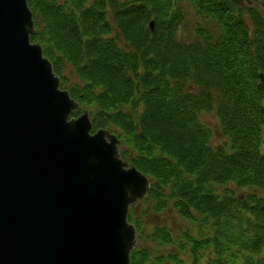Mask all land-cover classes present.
Segmentation results:
<instances>
[{"label": "trees", "instance_id": "trees-1", "mask_svg": "<svg viewBox=\"0 0 264 264\" xmlns=\"http://www.w3.org/2000/svg\"><path fill=\"white\" fill-rule=\"evenodd\" d=\"M27 4L30 40L80 105L72 116L86 109L92 132L114 133L120 157L148 178L140 214L169 208L178 222V230L149 231L129 209L137 239L129 263L264 264V15L256 0Z\"/></svg>", "mask_w": 264, "mask_h": 264}, {"label": "water", "instance_id": "water-1", "mask_svg": "<svg viewBox=\"0 0 264 264\" xmlns=\"http://www.w3.org/2000/svg\"><path fill=\"white\" fill-rule=\"evenodd\" d=\"M34 33L27 0H0V264H130L149 180L86 109L72 116Z\"/></svg>", "mask_w": 264, "mask_h": 264}, {"label": "rangeland", "instance_id": "rangeland-1", "mask_svg": "<svg viewBox=\"0 0 264 264\" xmlns=\"http://www.w3.org/2000/svg\"><path fill=\"white\" fill-rule=\"evenodd\" d=\"M256 3L258 5V7L260 8L262 14L264 15V0H256ZM186 11L188 12V10H186ZM186 18H187L186 31H188L192 27L194 18L191 19L190 16H187ZM71 79L74 80L73 77H71ZM207 118L210 120L211 124H214L215 121H214L213 115H207ZM145 205L146 204L143 201H141V199H140V200H137L133 205H131L129 207V209L135 210L136 214H138L142 217V220L146 224V227L149 231L152 229L154 224L167 225V226H169L175 230L179 229V228H174L178 225V222L176 221V218L174 216V212H172L169 208H167L162 213V215H152L151 214V215H148L145 217L144 215H142V213L140 214V212L145 209ZM129 209H128V211H129ZM142 245H145V243ZM186 263H188V262H186Z\"/></svg>", "mask_w": 264, "mask_h": 264}]
</instances>
